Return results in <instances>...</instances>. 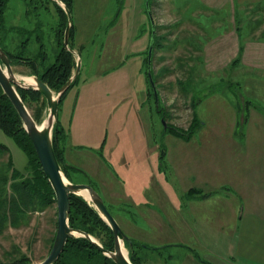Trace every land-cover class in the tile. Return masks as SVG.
I'll use <instances>...</instances> for the list:
<instances>
[{"label": "crops", "instance_id": "obj_1", "mask_svg": "<svg viewBox=\"0 0 264 264\" xmlns=\"http://www.w3.org/2000/svg\"><path fill=\"white\" fill-rule=\"evenodd\" d=\"M197 1L200 7L193 8L195 18L198 11L206 17L214 10H225L228 16L226 25L216 17L196 24L197 34L202 37L198 49L201 60L197 62L201 71L218 73L231 66L264 71V0ZM254 10L259 20L257 34L241 36L236 12L241 13L239 20L244 22L251 19ZM136 13L135 9L134 16ZM137 24L134 17L122 23L116 35L121 51L114 55L119 62L108 72L99 68L91 72L93 60L96 57L99 60V31L88 24L85 28L80 23L73 24L74 46L79 49L84 44L85 48L94 49L85 66L89 75L81 82L72 113L60 118L58 111L59 126L64 130L60 141L64 158L68 163L79 162L81 169L85 168L92 178L99 179L104 203L116 212L115 219L127 236L143 244L140 246L143 250L159 246L174 248L184 256L181 264H206L195 252L209 257L213 260L211 264H264V185L261 180L264 163L251 165L253 171L249 176L246 160L244 163L234 160L227 167L217 163L216 152L241 153L246 159L248 148L233 140L219 146L199 142L196 146L168 147L162 140L158 144L157 135L165 136L168 132L152 120L154 110L149 82L138 86L134 79L136 63L129 66L124 62L127 56L123 53L124 46L130 55L144 58L149 35L147 30L137 35ZM104 53L109 52L104 51L103 58L111 60L112 54ZM164 67L165 64L160 69ZM177 71L184 72V69L180 67ZM234 105L235 124L231 121L230 131L216 133L229 134L231 138L239 136L240 140L245 132L237 129L239 104ZM263 117L264 111H261V120ZM198 127L188 140L172 135L190 141ZM242 165L244 173H238V178L234 179L216 171L241 169ZM169 177L176 185L183 186H175L173 190L168 186ZM252 184H256L253 192L247 188ZM142 231L155 234L142 235ZM153 262L152 257H147L141 263Z\"/></svg>", "mask_w": 264, "mask_h": 264}, {"label": "rangeland", "instance_id": "obj_2", "mask_svg": "<svg viewBox=\"0 0 264 264\" xmlns=\"http://www.w3.org/2000/svg\"><path fill=\"white\" fill-rule=\"evenodd\" d=\"M199 7L200 5L197 0H72L70 11L74 26L80 23L85 28L88 24V26L94 27L96 31H99L97 36L99 38V60L97 57L93 60L91 72L97 68L108 72L109 69L112 70L115 64L119 62V58L115 56L116 52L121 51V45L116 35L122 23L128 21V19L132 20L133 17L138 23L137 35L143 34L146 30L148 32L146 33L147 36L149 35L148 46L143 52L145 58L151 42L150 35L152 34L150 33L153 30V22L156 36L152 56V72L155 86H158L156 88L159 107L164 108L170 114L167 117L168 122L186 127L191 117L189 98L194 92V96L200 98L195 108L199 119L203 122L198 127V132L192 138L193 140L183 141L170 133H167L165 136L158 134V144L162 140L168 147L177 145L196 146L201 142L219 146L228 144V140L236 141L237 143L235 144H241V147L243 145L248 148L246 159H243L245 157L241 153L216 152L217 163H222L224 167H227L234 160L236 162L241 161L242 163L246 160L248 162L247 172L249 176L253 171L251 165L258 162L264 163V120H261V107L264 108V71L257 69L245 70L236 66H231L218 73L201 71L202 69L197 65V62L200 59L198 49L200 48L202 37L197 34L196 24L199 25V22H204L205 19L209 22L213 17H216L222 20L223 25H226L228 23V16L225 10H214V12L211 11L205 17L199 15V11L197 10L198 13L195 18L193 13H196V10L193 8ZM135 9L137 13L134 16ZM240 15L241 13L239 14V11H237L235 16L241 36L251 33L256 35L255 31L258 28L259 20L256 19L255 10L250 16L251 19L244 22H240ZM4 19L5 24L8 26L17 25L29 29L36 28L35 30L39 33L41 39L37 41L35 34H32L31 41L28 43L29 49L25 51V55L34 56L39 51L41 43L47 57L45 64L48 65L54 62V58L59 50L58 40L61 38L60 31L63 32L65 18L60 16L51 0H9L4 12ZM182 24L186 25L182 27ZM38 26L39 28H37ZM122 35L124 41L125 32ZM126 35H128L127 30ZM262 35L264 37V33ZM5 36L6 40L4 42H6V46L13 51V48H15L20 40L19 37L15 31L14 33L11 31ZM20 36L23 37L22 35ZM73 42L74 29L72 34ZM74 45L73 43V47H75ZM82 46L85 48L87 45L82 44L79 49L76 46V51L81 58V68L77 80L67 89L59 105L60 118L65 115L66 117L70 116L76 104L81 82L85 75H89L85 71V66L87 59L91 58L94 48L88 47L83 49ZM104 51L112 54L111 60L107 57L106 59L103 58ZM109 53H104V55L107 56ZM123 53L124 55L127 54L124 60L126 65L133 66L134 62L136 63L134 65V79L137 85H145L149 82L152 95L151 104L154 110L152 111V120L156 121L158 127L164 125V119L156 109L157 103L152 94V85L149 78L146 79L147 65L144 58L130 55L125 46L123 47ZM180 57L184 58L183 66L187 64L186 62H189L191 68L189 78L182 84L177 83V78L181 77V74L177 71L182 67L179 66ZM74 60H76V56ZM161 63L162 66L165 64V69H160L162 67ZM13 68L17 73L19 71H31L29 65L24 63H16ZM205 92L206 94H204ZM245 93H248L249 96H244ZM245 98L249 100L244 106L246 108V121L241 123L244 112L241 113L240 108L237 114L240 124V126L238 124L237 129L240 132L241 130L245 132V136L240 137L242 139L239 140V136L231 138L228 136L229 134L222 133L221 135L216 133L219 130L227 132L231 130V121H233V125L236 121L233 120L236 112L234 103L243 104L245 103ZM29 101L32 113L36 117H39L41 114L42 120L46 114L44 98H30ZM202 134L203 136H201ZM0 143L8 148L15 168L22 171L24 176H28L30 171L27 165L28 157L26 153L18 146L13 137L6 134L1 127ZM6 157L7 153L0 154V162H5L7 160ZM80 167L81 165L77 161L69 162L66 170L69 179L75 183L91 184L103 198L99 188V179L92 178L85 168L83 170ZM241 167V169L226 168V170L218 169L216 171L222 172L226 176L228 175L227 177L234 179L238 178V173H244L245 168H243V165ZM261 180L264 185L263 175H261ZM168 186L175 190V186L182 187L183 185H176L169 177ZM255 186L256 184H252L251 186H247V188H250L253 192ZM106 206L114 216L116 212L113 208L108 204ZM56 210V203H49L42 207L38 205L35 207L28 206V209H25V213L15 221V224L7 221L0 230V261H11L18 257L21 252L28 257L27 264H37L41 261L49 252L52 238L56 231ZM141 234L152 236L155 233H143L142 231ZM124 247L128 249L125 244ZM156 250L158 249L143 250L136 246L134 253L136 258L142 263H144L147 257H152L154 264H181L184 259L183 254L177 252L174 248L165 249L163 247L159 252ZM169 254H172V256L168 257ZM199 255H201L199 257L204 260V263H212L213 260L205 257L202 252H199Z\"/></svg>", "mask_w": 264, "mask_h": 264}, {"label": "trees", "instance_id": "obj_3", "mask_svg": "<svg viewBox=\"0 0 264 264\" xmlns=\"http://www.w3.org/2000/svg\"><path fill=\"white\" fill-rule=\"evenodd\" d=\"M54 4V7L58 10L60 16L65 18L63 22V27L65 28L67 23V16L63 8L54 0H51ZM64 2L69 9H71L72 0H61ZM9 0H0V47L7 53L10 58L11 65L14 66L16 63H24L29 65L31 68L30 74H35L43 80L52 90L57 91L60 86L70 77L74 68H75V56L70 51L65 49L63 44V32L61 33V40H58L59 50L54 58V62L50 64H45L46 53L43 48V44L40 43L39 51L35 53L34 56H27L26 50H28V43L31 41V35L35 34V39L40 41L41 36L36 32V28L29 29L24 26H13L6 25L4 19V12ZM39 24V23H38ZM39 28V26L37 27ZM152 28L150 34L152 39V56L153 48L155 41V26L152 22ZM15 31L16 35L19 37V41L16 44L14 50H10L6 46V36L9 32ZM36 32V33H35ZM72 34H73V25L70 29L69 44L73 47L72 43ZM22 35L23 37H21ZM36 41V42H37ZM74 48V47H73ZM152 56H151V74L152 72ZM200 58V57H199ZM179 66L184 69V72L181 71V77L177 78V83L182 84L186 79L189 78L191 71L190 66L187 67L189 62L183 66L184 58H179ZM144 61L147 65V55L144 58ZM200 61V59L198 60ZM147 74V68H146ZM79 75V74H78ZM77 77L71 82L70 86L77 80ZM154 78V77H153ZM148 79V76H147ZM154 83H155V79ZM157 83V82H156ZM69 86V87H70ZM68 87V88H69ZM156 87H158L156 85ZM67 88V89H68ZM17 91L21 96L23 102L26 104L34 119L37 122L41 120V114L39 117H36L31 111V104L29 103L30 98L37 99L43 97L42 94L33 88H21L17 87ZM67 91V90H66ZM66 91L61 95L59 105L66 93ZM209 91V90H208ZM207 91V92H208ZM153 94V93H152ZM206 94V92L204 93ZM191 94L189 98V107L191 108V118L186 127H181L176 124H172L167 121V117L170 115L167 110L159 107V99L156 105L157 111L161 114V117L165 121L163 125L164 130L168 133H171L177 137H180L183 140H188L195 129L200 125L201 120L197 117L195 111V105L200 100V98L195 97ZM44 98V97H43ZM44 106L46 101L44 99ZM245 103L238 106V111L240 108L241 113H243V120L241 123L246 121V112L245 105L249 102L245 98ZM59 110V108H58ZM261 111H264V108L261 107ZM42 112V111H41ZM245 114V115H244ZM240 126V124H239ZM0 127L3 131L12 136L15 142L20 146V148L26 153L28 157L27 165L30 171L28 176H24L22 171H19L15 168L13 164L12 157L8 152V148L0 143V154L7 153V160L5 162H0V230L4 227L7 221L15 224V221L25 213V209H28V206L35 207L38 205L42 207L49 203H56V198L54 191L47 180L44 172L41 168L40 162L37 158L36 152L32 145V142L26 133L22 121L12 105L9 98L6 94L3 93L0 86ZM64 137V130L59 126V118H57L56 123L53 127L52 132V141L53 148L56 155V158L61 166L62 171L69 179L66 170L69 163L63 156L62 149L60 148V141ZM70 180V179H69ZM68 223L73 228L81 229L95 238L103 245V247L112 250L113 249V234L109 225L104 221V219L99 215L98 211L93 207V205L87 201L83 196L71 193L70 194V212ZM55 234L53 235L52 242ZM132 246L128 247V243L125 242V245L128 248V255L133 264H142L135 256L134 250L135 247L142 246L140 242H137L133 239ZM51 242V245H52ZM50 245V247H51ZM146 247H149L146 245ZM152 249H160L161 247H151ZM195 256L199 255L195 252ZM200 259V257H199ZM28 257L21 252L18 257L14 258L11 261H0V264H27L26 261ZM202 262L204 260L200 259ZM53 264H116L110 257L102 253L88 238L84 236H75L69 238L61 252L60 256L56 259Z\"/></svg>", "mask_w": 264, "mask_h": 264}, {"label": "water", "instance_id": "obj_4", "mask_svg": "<svg viewBox=\"0 0 264 264\" xmlns=\"http://www.w3.org/2000/svg\"><path fill=\"white\" fill-rule=\"evenodd\" d=\"M54 1L63 8L67 16V23L63 34L64 47L76 56L75 68L72 74L57 91L54 92L35 74L17 73L11 65L9 56L0 47V86L19 115L22 125L32 142L44 175L49 181L56 198L57 213L55 236L49 252L37 264H53L63 251L66 241L75 236H84L88 238L102 253L110 257L116 264H133L129 258L128 249L124 247L125 242L128 243V247L132 246L131 238L127 236L115 217L111 214L101 195L89 183H75L69 180L62 171L54 152L52 132L58 118L60 98L70 86L71 82L77 77L81 68L80 55L69 44L70 29L73 25L71 11L61 0ZM151 56L152 39L147 52V75L153 88L154 99L156 103H158V92L151 74ZM27 78H31L32 81H28ZM17 87L36 89L44 97L46 101V114L39 123L34 119L30 110L23 102L17 91ZM163 123L165 125L164 121ZM82 191H86L89 197L81 193ZM71 193L81 195L87 201L91 202L99 215L109 225L113 234L112 250L103 247L97 238L91 234L69 225L68 218Z\"/></svg>", "mask_w": 264, "mask_h": 264}, {"label": "bare ground", "instance_id": "obj_5", "mask_svg": "<svg viewBox=\"0 0 264 264\" xmlns=\"http://www.w3.org/2000/svg\"><path fill=\"white\" fill-rule=\"evenodd\" d=\"M27 80H28V81H32L31 78H27ZM81 193H83L85 196L89 197L86 191H82Z\"/></svg>", "mask_w": 264, "mask_h": 264}]
</instances>
